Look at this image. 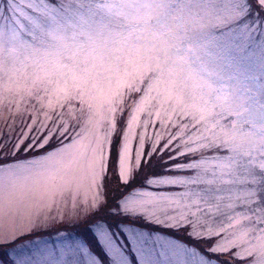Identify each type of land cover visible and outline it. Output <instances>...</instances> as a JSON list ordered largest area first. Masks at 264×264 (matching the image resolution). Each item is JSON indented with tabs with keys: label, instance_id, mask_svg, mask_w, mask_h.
I'll list each match as a JSON object with an SVG mask.
<instances>
[{
	"label": "snow or ice",
	"instance_id": "6c2138e0",
	"mask_svg": "<svg viewBox=\"0 0 264 264\" xmlns=\"http://www.w3.org/2000/svg\"><path fill=\"white\" fill-rule=\"evenodd\" d=\"M213 30L230 34L227 55L209 39ZM256 44L264 48V0H0V81L13 54L26 52L33 64L25 67L38 70L23 89L40 104L35 111L68 109L33 118L11 155L56 140L36 164L63 165L78 153L98 190L93 203L74 209L73 227L82 231H58V249L41 251L42 238L16 244L43 230L44 210L28 232L5 238L8 221L20 215L13 194L34 165L7 167L0 157V247L12 246L10 264H264V243H253L264 240V76H246L234 58ZM42 91L56 102L45 104ZM137 113L151 134L134 132ZM86 122L96 126L94 146L80 143ZM161 152L167 171L141 178ZM112 180L118 194L110 203ZM157 183L184 191L152 195ZM58 195L70 191L51 192L53 223ZM160 202L175 205L158 211L177 213L172 227L183 225L190 244L160 234L170 221L145 211Z\"/></svg>",
	"mask_w": 264,
	"mask_h": 264
},
{
	"label": "rangeland",
	"instance_id": "374dc122",
	"mask_svg": "<svg viewBox=\"0 0 264 264\" xmlns=\"http://www.w3.org/2000/svg\"><path fill=\"white\" fill-rule=\"evenodd\" d=\"M209 39L214 41L216 50L222 51L227 55L229 49H226L225 45L230 43V34L222 36L213 30ZM13 56L15 60L14 64L10 66L8 75L4 77L3 81H0V100L3 101L0 103V134L3 136L0 143L8 141L9 137H11V143H9L7 147L4 148V151L0 153V157L6 156V160L2 162H5L7 167H27L29 165H34V167L30 173L21 177L17 190L13 194V198L20 204V215L17 216L14 221H8L4 235L6 239L10 240L13 235L28 232L32 227L33 221L36 219V213L40 209H43L44 215L41 216V222L44 225L43 230L35 232L31 236H20V239L16 241V244H22L27 240L42 238V242L39 244V249L48 252L50 250L58 249L62 243V237L57 234L58 231L66 233L82 231L83 225H80L77 228L73 227L72 220L74 219V209L77 203L83 204L85 207L93 203L98 190L93 184L91 177L86 174L83 157L78 153L70 154L64 161L63 165L50 163L46 167H40L36 164V162L44 160L45 153L50 152L53 146H59L56 140H53L47 149L33 148L32 150L25 152L22 148L14 157L11 155L17 136L22 132L27 131L26 125L30 124L33 118L43 120L45 112H48L49 115H55V111L67 112L68 110L67 106L64 109H61L59 108V105H57L55 111H49L48 108H43L39 112L35 111L33 105L35 104L36 108H40V104L32 98L27 97L23 89L31 83V74L38 70L35 69L34 65L31 68L25 67L26 65L33 64V58L30 57L28 53L20 51L14 53ZM234 58L240 66L239 71L246 76L252 78L264 76V48L260 47L259 44L247 48L244 53L234 56ZM41 63H43V61H41ZM25 75L29 76L28 80L24 79ZM40 95L45 97V104L48 103L49 99H51L53 103L57 100V96L54 94L49 95V93H44L42 91ZM153 95H155V93H153ZM21 97H24V99H21ZM73 108L78 109L79 105L73 102ZM73 115H78V113L73 111ZM137 115H139L141 119L136 125H134V132L147 131L151 134L153 129L146 130L142 126L146 118L144 113H137ZM225 118L227 119V115ZM65 119L71 122L70 116L66 115ZM95 119L97 118L94 117L93 120ZM221 123H223V121H221ZM84 128V134L80 138V143L83 145H89L91 143L94 146L95 137L97 135L95 124L92 122H86ZM106 131L107 130L103 129V126H101L99 135H105ZM129 143L130 145H139V141L135 134L129 135ZM168 161V159H165L162 164L164 171H167L165 166L168 164ZM147 170L148 168L145 173ZM145 173L144 175H146ZM170 178L179 179L183 177ZM108 187L112 189V191H109L108 193L111 203L112 197L118 194L114 191L117 188L115 180H112ZM53 190L58 194L65 192L66 190L70 191V195H68L66 199L58 195V202L52 208V215L56 217L55 223L47 218L49 205L52 204L51 192ZM149 191L152 195L179 197L184 190L179 185H163L157 183L152 185ZM174 206L175 205H169L166 202H160L158 205L148 208L145 211L150 214L156 213L155 218H158L161 221L166 219L170 221L168 224H161L158 229L162 236L169 239L174 238V242L178 244H190L187 237L181 231L183 225L172 227V225L175 224V219H173V217H176L177 213L172 212L171 216H165L158 211L160 208L170 209ZM65 213H67V216L64 215ZM107 213V209H102L99 215L104 216L109 222H112V217L108 216ZM149 218L152 219L153 217L150 215ZM61 220L63 221L62 223L60 222ZM201 243L203 244V242ZM253 243H264V240L257 239L254 240ZM29 247L34 249L36 245H30ZM14 257L15 253L10 244L5 243L0 247V264H10V258Z\"/></svg>",
	"mask_w": 264,
	"mask_h": 264
},
{
	"label": "trees",
	"instance_id": "16d2710c",
	"mask_svg": "<svg viewBox=\"0 0 264 264\" xmlns=\"http://www.w3.org/2000/svg\"><path fill=\"white\" fill-rule=\"evenodd\" d=\"M167 157H168V155L165 152H162V153H159V155L157 157L152 158V163L150 165H148L147 172L145 173L147 168H143V170L140 173V177L142 178L144 176H149L152 172L164 171L162 164L164 163L165 159H168ZM168 163H169V161H168ZM144 173L146 175H144Z\"/></svg>",
	"mask_w": 264,
	"mask_h": 264
}]
</instances>
